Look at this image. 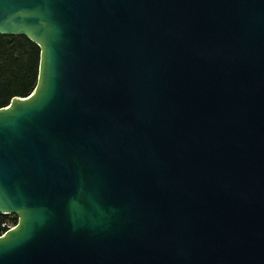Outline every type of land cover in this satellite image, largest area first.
<instances>
[{
  "label": "water",
  "instance_id": "obj_1",
  "mask_svg": "<svg viewBox=\"0 0 264 264\" xmlns=\"http://www.w3.org/2000/svg\"><path fill=\"white\" fill-rule=\"evenodd\" d=\"M40 49L0 108V264H264V0H0Z\"/></svg>",
  "mask_w": 264,
  "mask_h": 264
},
{
  "label": "trees",
  "instance_id": "obj_2",
  "mask_svg": "<svg viewBox=\"0 0 264 264\" xmlns=\"http://www.w3.org/2000/svg\"><path fill=\"white\" fill-rule=\"evenodd\" d=\"M40 49L25 36L0 35V108L34 91L39 73ZM17 218L0 214V236Z\"/></svg>",
  "mask_w": 264,
  "mask_h": 264
},
{
  "label": "built area",
  "instance_id": "obj_3",
  "mask_svg": "<svg viewBox=\"0 0 264 264\" xmlns=\"http://www.w3.org/2000/svg\"><path fill=\"white\" fill-rule=\"evenodd\" d=\"M13 227L12 226H9V227H7V230L5 231V232H7L8 230H10V229H12ZM4 232V233H5Z\"/></svg>",
  "mask_w": 264,
  "mask_h": 264
},
{
  "label": "rangeland",
  "instance_id": "obj_4",
  "mask_svg": "<svg viewBox=\"0 0 264 264\" xmlns=\"http://www.w3.org/2000/svg\"><path fill=\"white\" fill-rule=\"evenodd\" d=\"M12 227H14V226H12Z\"/></svg>",
  "mask_w": 264,
  "mask_h": 264
}]
</instances>
